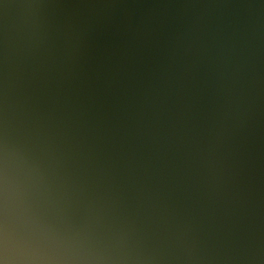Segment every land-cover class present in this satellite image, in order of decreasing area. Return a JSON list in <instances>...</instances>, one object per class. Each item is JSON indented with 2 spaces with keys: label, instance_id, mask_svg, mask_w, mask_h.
Instances as JSON below:
<instances>
[{
  "label": "clouds",
  "instance_id": "9594fccd",
  "mask_svg": "<svg viewBox=\"0 0 264 264\" xmlns=\"http://www.w3.org/2000/svg\"><path fill=\"white\" fill-rule=\"evenodd\" d=\"M0 264H264V0H0Z\"/></svg>",
  "mask_w": 264,
  "mask_h": 264
}]
</instances>
